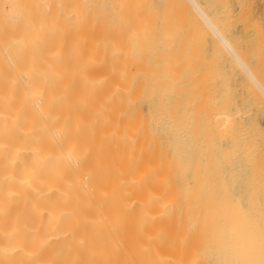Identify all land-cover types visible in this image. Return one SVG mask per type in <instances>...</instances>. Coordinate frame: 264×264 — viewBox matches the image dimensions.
I'll use <instances>...</instances> for the list:
<instances>
[{
	"label": "bare ground",
	"instance_id": "6f19581e",
	"mask_svg": "<svg viewBox=\"0 0 264 264\" xmlns=\"http://www.w3.org/2000/svg\"><path fill=\"white\" fill-rule=\"evenodd\" d=\"M199 2L0 0V264H264V166L253 154L264 130L256 116L225 96L219 108L209 102L198 140L178 129L193 110L177 115L174 73L185 63L197 69L204 56L174 67L175 15L196 13L251 81L247 91L264 94V73L256 78L241 46L239 54L222 35L230 25L219 30ZM220 68L209 74L222 77ZM219 79L222 93L235 91Z\"/></svg>",
	"mask_w": 264,
	"mask_h": 264
},
{
	"label": "rangeland",
	"instance_id": "374dc122",
	"mask_svg": "<svg viewBox=\"0 0 264 264\" xmlns=\"http://www.w3.org/2000/svg\"><path fill=\"white\" fill-rule=\"evenodd\" d=\"M202 6L204 5V10L208 13H214L215 14V16H213L212 14H209V15H211V16H213L214 18H213V21L215 20L216 21V18H217V20H219V21H214V23H216V25L218 26V23L220 22V24H219V26L223 23V19H225L226 20V22L224 21V23H225V25H221L220 27L218 26V28H219V30H220V28L222 27V26H224V27H226V28H228L227 26L228 25H230L229 26V28H228V31H227V33H221L224 37H226L228 40L229 39H231V40H229L230 41V43H232V45H234L235 44V46L237 45L238 47L236 48V49H238V50H236L235 49V46H233L234 47V49H235V51L238 53L239 52V54L241 53V51H242V54H243V51H246L245 53V55H247V57L249 56L250 58L251 57H255V55H257L256 53L257 52H260V51H262V50H264V0H197ZM202 1V2H201ZM204 1V2H203ZM224 1V2H223ZM220 13L222 14V13H224V14H222V15H220ZM190 14H191V17H194V19H190V18H188V17H186V19H184L185 18V16H183V18H182V16L180 17L179 15H175V17H174V15H172L173 17H174V19L177 21V24H181V19H183L182 20V24L180 25H178L179 27H172V29H170L169 30V32L171 31V34H173V33H175V31L177 30V33H175V34H173V36H171V41H173V45H174V43H175V38H176V43H175V46H173L172 45V47L174 48V50L172 51L171 50V52H173V56H174V54H175V56L173 57L175 60V64H174V67H175V65H177V66H179L178 64L181 62V60L183 61V59L186 61V58H187V61L189 62V63H195L196 61H195V59L197 60V58H202L203 56H204V58L202 59L203 61L202 62H200L201 63V65L199 64V66H197V69H196V67H194L193 65L194 64H188L187 65V63H185V66H183V67H179V68H182L183 70L182 71H180V74H179V76H178V73L177 72H179V71H175V73H174V75H176V81H177V84H176V92H177V104H176V112H177V115H179V113H180V115H181V117H182V111H183V108L184 107H188V109L187 110H189V108H190V110L192 111L193 110V112H188V111H186V113H185V111H183L184 113H185V115H184V117L186 118V115H187V118L188 117H190V119L188 118V120H184L183 118H182V122L184 121L185 123H187V125H189V126H186L185 124H184V122H183V124H181V120H180V124H181V126L179 125V128L178 129H180V131H181V128H182V131L184 132V129H187L185 132L186 133H184L185 135H187V136H185L184 134H183V132L181 131V133H180V131L178 132V133H180V135L182 136V138H184V137H189L190 138V141H192V137L195 139V141L196 140H198L199 139V137H200V134H202V131L204 130V128L207 126V124L205 125V122L207 121H204L205 119H207L208 118V116L210 117V115H206L207 113L205 112L207 109H209L210 107H213V105L215 104V108L217 107V108H219L221 105H222V103H223V100L225 99V96H226V99L228 98L227 96H231V102L230 103H233V107H235L236 105V107H245V106H247V107H250V109H251V112H250V115L251 116H256L255 118H256V120L258 121V123L261 125V127H262V130H264V112H262V111H264V106H262L261 107V110H260V105L259 104H262V105H264V103H262V102H264V101H262V100H264V99H262V98H264V97H262L261 99L262 100H260V96H259V94L258 93H260V95H261V92L257 89V87H255V85H253L254 86V88H255V91L257 90V91H259V92H256L257 93V96H258V98L259 99H257V98H254L253 97V94L255 95L256 93L254 92V90L252 89V88H249V91H251V90H253V94L251 93V92H249V91H247V89H248V87H252V83H251V81H249V79H247V77H245V75L242 73V71H240V69L238 68V66H236L235 64H234V61L232 60V57L229 55V53L228 52H225L224 51V48L222 47V45L220 44V42H218L217 41V38H212V36H214V34L212 33V32H209V29H208V31H207V33H206V31L205 30H207V26L206 25H204V24H202L203 22H202V20L201 19H199L198 20V16H197V14L196 13H192V12H190V13H185L184 15H188L189 17H190ZM194 14H196L195 16H193ZM163 15V20L165 19V17H168V15H165L164 16V14H161V15H159V18L161 17ZM183 15V14H182ZM219 15L221 16V17H219ZM227 15V16H226ZM171 16V17H172ZM210 16V17H211ZM224 16H225V18H224ZM229 16V17H228ZM178 19H177V18ZM227 17V18H226ZM132 19H134V18H132ZM132 19L130 18V20L132 21ZM162 19V18H161ZM161 19H159L160 21H162ZM180 19V20H179ZM229 21H228V20ZM186 20V21H185ZM189 20H190V23L192 24L193 22H194V27L193 26H190V23H188L189 22ZM196 20V21H195ZM130 21V22H131ZM179 21V22H178ZM184 21V22H183ZM201 22V23H200ZM229 24H228V23ZM186 23V24H185ZM196 24V25H195ZM183 25V26H182ZM227 25V26H226ZM202 26H203V28H202ZM130 27H132V26H130ZM196 27H197V29L199 30H197L196 29ZM183 28H185V30L183 29ZM223 28V27H222ZM224 29L223 28V30H221V31H226L227 29ZM131 29V28H130ZM174 29V30H173ZM181 30L179 33L180 34H183V32H184V36H182V35H180L179 34V36H178V31L179 30ZM194 29H196L195 31L197 32V34H195V31H194ZM203 29V30H202ZM134 30V29H133ZM173 30V31H172ZM184 30V31H183ZM132 30H130L129 31V33L131 34V33H133L132 35H135V34H137V31L135 30V32L133 31V32H131ZM203 31V32H202ZM205 31V32H204ZM192 32H193V34H192ZM209 32V33H208ZM166 33H168V31L166 32ZM190 33V34H189ZM198 33H203V34H201V36L198 34ZM213 35H212V34ZM231 33V34H230ZM189 36H188V35ZM195 34V35H194ZM204 34H206V36L204 35ZM228 34V36H226ZM230 34V35H229ZM210 35V36H209ZM137 36V35H136ZM185 36H187V38L186 39H184V40H186V41H184L183 40V38L185 37ZM196 36V37H195ZM234 37V40L232 41V39L233 38H230V37ZM182 37V38H181ZM190 37V39H188ZM192 37H194L195 39V42L192 40L193 38ZM201 37H203V39L201 38ZM216 37V36H215ZM229 37V38H228ZM237 37V38H236ZM239 37V38H238ZM179 38V39H178ZM196 38H197V40H196ZM207 38V39H206ZM201 39L204 41V45H202L203 44V41H201ZM212 39V40H211ZM260 39V40H259ZM183 40V41H182ZM249 40H252V41H255V43L253 42V43H251L250 44V41ZM257 40H259L261 43H259V47H258V43H256L257 42ZM170 41V42H171ZM180 41H182V42H180ZM189 41V42H188ZM190 41H192L191 43H190ZM200 41L202 42V44L200 43ZM214 41H215V43H217V44H215L214 43ZM246 41L248 42V44L249 45H243V43H246ZM251 41V42H252ZM185 42H186V44H185ZM199 42V43H198ZM211 42H213V43H211ZM234 42H237V43H234ZM242 42V43H241ZM164 42L162 41V46L164 45V44H166V43H164ZM180 43V44H179ZM182 43H184L185 45V47L186 48H184L183 46H180V45H183ZM190 43V46L189 45H187V44H189ZM191 44H194L195 45V47L197 48H195V50H198V51H196V53L198 52L199 54H200V50H203V51H201V53H203L204 55H202V54H200V55H202L201 57L200 56H195V55H197L196 53H193V52H195V51H192L193 50V45L191 46ZM199 44V45H198ZM213 44H215L216 46L218 45V47H219V45H221L220 46V48H219V51H220V49H221V51L223 52H221L222 54L221 55H219V56H213L212 54H220V53H218V51L217 52H215V50H216V46H215V50H213V47H214V45ZM239 44V45H238ZM247 44V43H246ZM254 44H256V46L254 45ZM200 45L202 46V47H200ZM251 45H252V48H253V50H254V47H256L255 48V50H254V52H253V50H252V48H251V50L249 49V47L248 46H250L251 47ZM165 47H163L164 49H167V50H169L168 48H166L167 46L166 45H164ZM177 46H179V47H183L184 49H178L179 47H177ZM239 46H241L240 48H241V51H240V48H239ZM254 46V47H253ZM177 47V48H176ZM199 47L201 48V49H199ZM244 47H246L245 49L246 50H244ZM175 48L177 49V50H175ZM192 48V49H191ZM191 49V50H190ZM257 49V50H256ZM181 50V51H180ZM207 50V51H206ZM218 50V49H217ZM226 50V49H225ZM174 51H175V53H174ZM177 51H178V53L179 52H183L182 53V56H180V53L178 54L177 53ZM190 51L192 52L191 54H194V56L193 55H189L190 54ZM227 51V50H226ZM248 51H249V54H248ZM215 52V53H214ZM225 52V53H224ZM250 52H251V54H250ZM256 52V53H255ZM187 53H188V55H187ZM228 53V54H227ZM255 53V55H253ZM262 55H264V51H262V52H260ZM198 54V55H199ZM238 54V55H239ZM242 54H240V56H242V60L245 62V64L246 65H248L247 67L250 69V68H256L257 70H260L259 72L257 71V70H254V68H253V70H254V75L255 76H258V77H256V78H259V76L260 75H262V73H264V69H262V68H264V67H262V66H264V65H262V64H264V60H262V59H264V56H262V55H260L259 57H258V55L256 56V57H258L259 59H261V61L258 59H256V57L255 58H252L251 60H250V58L248 57V60H249V62H248V60H246L247 59V57L245 56L244 58H243V55ZM179 56V57H181V58H179L178 57V60H177V56ZM222 55H224L223 56V58H222ZM189 56H191V61L190 60H188V58L190 59V57ZM262 56V57H261ZM192 57H195V58H193L194 59V61L192 60ZM213 57H219L218 58V61H214V62H212V60L214 59ZM224 57H226L225 59H224ZM228 57H229V59H228ZM213 58V59H212ZM216 58V59H217ZM221 58L223 59V60H221ZM241 58V57H240ZM209 59H210V61H209ZM230 61L231 63H232V65H233V68H232V65H230L229 64V62H224V61ZM186 61V62H187ZM193 61V62H192ZM204 61H209V62H204ZM221 61H223V63L225 64V65H227V63H228V65L230 66V68H231V70H233L232 72L234 73L237 69H239V70H237L236 71V73H234L233 74V78H232V76H229L228 75V73L229 74H232V72L230 73V72H228L227 71V68L229 67V66H226L225 68H224V64L221 62ZM248 63H247V62ZM258 61H260V63L261 64H257V63H259ZM252 62V63H251ZM178 63V64H177ZM182 63V62H181ZM198 63V62H197ZM214 65H216V64H218L219 63V65H220V63H221V65H222V67L221 66H218V68H220L221 69V72H223L224 74H222V73H220L221 75H222V77L221 76H219V74L217 75V72L216 71H218L219 69L218 68H215L216 69V75H215V77H214V75L213 74H209V73H211V70H212V72H214L213 70H215V69H213L214 67H217V66H214ZM216 63V64H215ZM236 63V62H235ZM196 64V63H195ZM205 64V65H204ZM206 64H209V67H207L208 65H206ZM211 64V65H210ZM256 64H257V66H256ZM197 65V64H196ZM235 65V66H234ZM176 66V67H177ZM189 66V67H188ZM204 66H206V67H204ZM213 66V67H212ZM192 67L193 68H195V71L193 72V70H192ZM179 68H176L177 70L179 69ZM191 70H190V69ZM206 68H208V70L205 69ZM175 69V68H174ZM222 69H224L223 71H222ZM262 69V70H261ZM203 70V71H202ZM207 71V72H205V71ZM210 70V72H208ZM203 72V74L202 75H205L206 74V76H205V78L204 79H202L203 78V76H201L200 75V72ZM220 71V70H219ZM218 71V72H219ZM256 71L258 72V74H256ZM185 72H188V73H190L191 72V76H190V74H188L187 75V73L185 74ZM201 72V73H202ZM204 72H205V74H204ZM228 72V73H227ZM240 72V73H239ZM208 73V74H207ZM237 73H239V74H237ZM200 75L201 77H196L195 75ZM235 74L236 75H238V76H235ZM208 75V76H207ZM210 75H212L214 78H216V80L214 79V78H209V76ZM228 75V76H227ZM239 75H240V77H241V82L243 81L244 83H245V81H246V86H247V88L245 87L244 88V86H245V84L242 82V85L240 84L241 82H239L240 81V77H239ZM243 75V76H242ZM184 76H189V77H187V79L184 77ZM194 76L198 79V80H196L195 78H194ZM218 76V77H217ZM223 76H227V77H223ZM183 77V78H182ZM191 77V78H190ZM219 77L221 78V81H219L220 83L222 82V83H224V80H222V79H224V78H226L225 80H227L228 79V82L230 83L229 85H230V88H229V91H230V89L232 88V90L233 89H235V91L236 92H238V94H240V92H244V94H243V92H242V94H240V95H242L241 97L242 98H244V99H248V101L247 100H240V99H242V98H240V95L239 96H236V92L235 91H233V92H231V94L233 95V97H234V100L235 101H232L233 100V97H232V95L230 94V95H227V93H228V91H225V93H222L221 92V90H224L223 88L222 89H220L221 87L219 86L220 84L219 83H215L216 81L218 82V80H220L219 79ZM229 77H230V79H229ZM236 77V78H235ZM184 78H185V80H184ZM234 78H235V80H234ZM238 78H239V81H238ZM183 79V80H182ZM195 79V80H194ZM206 79V80H205ZM210 79V80H209ZM211 79H213V81L211 80ZM218 79V80H217ZM232 79V80H231ZM260 79V81H261V83H260V81H258L262 86H264V84H262V83H264V81H262V80H264V76H262V77H260L259 78ZM187 80V81H186ZM191 80H192V82H191ZM202 80H204L203 82H202V84L200 85L199 83H201L200 81H202ZM210 82H209V81ZM180 81V82H179ZM194 81V82H193ZM230 81H232V82H230ZM233 81H235V82H237V83H235V82H233ZM188 82H190V84H188ZM206 82V83H205ZM247 82L248 83H251V85H249V84H247ZM186 83L188 84V85H186ZM192 83H194L193 85H191ZM215 83V84H214ZM221 83V86L222 87H225V86H228L227 85V82H225L226 83V85L225 84H222ZM232 83V84H231ZM239 83V84H238ZM182 84V85H181ZM206 85V86H203V85ZM207 84H209V85H207ZM219 84V85H218ZM179 85H181L182 87L180 88L179 87ZM184 85V86H183ZM185 85H186V87H185ZM190 85V86H189ZM203 86V88H204V90H206L207 89V93H206V91H205V93L207 94H204V95H202L201 93H202V90L203 89H200L201 87H199V86ZM214 85V86H213ZM225 85V86H224ZM237 85V86H236ZM244 85V86H243ZM249 85V86H248ZM213 86V87H212ZM231 86H233V87H231ZM241 86H242V89H241ZM187 87H189V88H187ZM194 87L195 88H199L200 89V92H199V90H198V88H197V90H195L194 91ZM206 87V88H205ZM218 87H219V89H218ZM180 88V89H179ZM225 88H227L228 89V87H225ZM244 88V89H243ZM185 89H186V91H185ZM215 89H217L215 92H214V90ZM181 90V92H178V91H180ZM203 90V91H204ZM220 90V91H219ZM231 90V91H232ZM240 90V91H239ZM213 91V92H212ZM185 92H187L186 94H187V96L186 97H190V98H192V99H190V100H192V101H189V99L187 100L184 96L186 95L185 94ZM195 94H194V93ZM209 92H210V97L208 96L209 95ZM212 92V93H211ZM221 92V93H220ZM224 92V91H223ZM227 92V93H226ZM184 93V94H183ZM199 93V94H198ZM219 93H220V95H219ZM230 93V92H229ZM245 93H247V94H245ZM248 93H250L249 95H250V97L248 96V98H245L246 96L245 95H248ZM213 94V95H212ZM217 94V96L219 97V99L217 100L216 98H218L217 96L215 97V95ZM237 94V95H238ZM184 95V96H183ZM192 95V96H191ZM202 95V96H201ZM183 96V97H182ZM211 96L213 97V98H211ZM261 96H264V94H262ZM181 97V98H180ZM200 97H204L203 99H202V101H201V98ZM215 97V98H214ZM224 97V98H223ZM236 97H239V99H237ZM185 98V99H184ZM198 98V99H197ZM222 98H223V100H222ZM253 98V99H252ZM178 99H180V101H182L181 99H184V101H186L187 102V104H186V102H184V101H182L183 103H184V105H187V106H183V103H181V102H179V100ZM199 99H200V101H199ZM207 99V100H206ZM209 99V100H208ZM216 99V100H215ZM241 101V102H239V101ZM257 100V101H256ZM260 100V101H259ZM199 101V102H198ZM214 101H216V102H214ZM199 104V105H197V103ZM200 102H203V103H200ZM204 102H206V103H204ZM211 103V106H209L210 105V103ZM236 102H237V104H236ZM240 103V105H239V103ZM256 102H258V104L256 103ZM180 103V104H179ZM196 103V104H195ZM196 106H195V105ZM203 104H205V106L203 105ZM234 104H236V105H234ZM247 104H249V105H247ZM257 104V105H256ZM192 105H193V107H192ZM201 105H203V107L201 106ZM255 105V106H254ZM258 105H259V107H258ZM198 106V107H197ZM200 106V107H199ZM209 106V108H206V107H208ZM219 106V107H218ZM182 107V108H181ZM252 107V108H251ZM255 107V108H254ZM201 108V109H200ZM180 109H181V111H180ZM185 109V108H184ZM185 109V110H186ZM196 109V110H195ZM197 109H198V111H197ZM200 109V110H199ZM256 111V113H254ZM190 114V113H192V114H188V113ZM201 112V113H200ZM198 113V114H197ZM262 113V114H261ZM207 116V117H205V115ZM256 114V115H255ZM189 115V116H188ZM197 116V117H196ZM181 117H179L180 119H181ZM191 117H192V119H191ZM195 117V118H194ZM198 117H199V119L201 120H199L198 119ZM204 117H205V119H204ZM197 118V119H196ZM195 119V120H194ZM190 120V121H189ZM209 120V119H208ZM186 121H188V122H186ZM192 121H193V123H192ZM204 121V122H203ZM198 122V123H200V124H197V126H198V128H199V130L197 129V134H195L196 133V126H195V124ZM188 123H190V124H193L192 125V127H191V129L189 128L190 127V124H188ZM206 123H208V121L206 122ZM178 124H179V121H178ZM185 125V127H184V129H183V127L182 126H184ZM181 127V128H180ZM188 127V128H187ZM193 128V129H192ZM202 129V130H201ZM190 130H195V131H192V133L193 134H195L194 136H189V134L191 133H189L188 131H190ZM188 132V133H187ZM184 136H183V135ZM192 134V135H193ZM217 137V136H216ZM216 137H215V141L218 143L220 140H219V137H217L218 139H216ZM262 138H264V137H262ZM185 139H188V138H185ZM185 139H183L184 140V142L185 143H188V141L186 142L185 141ZM256 139V140H255ZM254 140H255V153H254V151H253V154L257 157V162L254 164L255 166L257 165V164H259V163H261L260 165H262V166H264V159H262V158H264V157H262V156H264V154H262V152H264V146H262V145H264V140H262L261 138H255ZM259 140L261 141L260 143H259ZM256 142H258V143H256ZM194 144V143H193ZM183 147H185V144L183 143ZM257 145V146H256ZM258 145H260V146H258ZM182 146V145H181ZM194 146V145H193ZM253 146H254V144H253ZM257 147H261V148H257ZM187 149V146L183 149L184 151ZM183 151V154L185 153V154H188V153H186V152H184ZM184 154V160H185V156H186V158H187V155H185ZM262 156H261V155ZM193 155H195L194 153L192 154V156ZM191 156V155H190ZM191 156V157H192ZM260 156V157H259ZM188 157H189V154H188ZM258 157L260 158L259 160H258ZM262 157V158H261ZM187 160V159H186ZM185 160V161H186ZM261 160V161H260ZM254 166V167H255ZM254 167H253V170H255L254 169ZM258 167V166H257ZM256 167V169L257 170H259L258 168ZM260 167V166H259ZM249 168H251V167H249ZM262 168V167H261ZM262 170H264V168H262ZM261 170V171H262ZM249 171H251V169H249ZM260 171V172H261ZM262 173V172H261ZM262 175H264V173H262ZM264 188V185H262V186H260V188ZM238 192H241V190H238L237 191V193ZM242 194H243V192H241ZM240 193V194H241Z\"/></svg>",
	"mask_w": 264,
	"mask_h": 264
}]
</instances>
